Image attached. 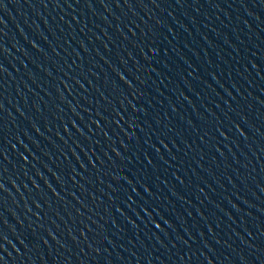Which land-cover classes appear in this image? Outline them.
<instances>
[{
  "label": "water",
  "instance_id": "95a60500",
  "mask_svg": "<svg viewBox=\"0 0 264 264\" xmlns=\"http://www.w3.org/2000/svg\"><path fill=\"white\" fill-rule=\"evenodd\" d=\"M45 2L0 5L3 264H264V0Z\"/></svg>",
  "mask_w": 264,
  "mask_h": 264
},
{
  "label": "snow or ice",
  "instance_id": "6c2138e0",
  "mask_svg": "<svg viewBox=\"0 0 264 264\" xmlns=\"http://www.w3.org/2000/svg\"><path fill=\"white\" fill-rule=\"evenodd\" d=\"M52 2L54 4H56V6H59V4L56 3V0H52ZM122 2H123V5L126 8H128L129 11H131L133 9V7H140L142 5L146 6L145 0H122ZM178 2H179V0H178ZM64 3L67 4L68 7H71V4L68 3V0H64ZM83 3H84V6L88 7L89 9L92 8V0H83ZM99 3L101 4V6L105 7V9H107L113 3L116 5L117 8H119L121 6V0H99ZM2 4H3V0H0V5H2ZM40 4H42L43 6L47 7V3L45 2V0H40ZM170 14L171 13H169V15ZM130 22H132V21H130ZM128 31L130 33H132L133 37L136 36V33L132 32L131 28H129ZM154 31H156L155 26H148V27H145L143 29V32H144L145 36H147L149 38L145 40L144 37H140V39L143 40V42L145 43V47H147V48H148L149 45L152 44L151 37H152V34H153ZM33 47H35V45H33ZM81 47H83V45H81ZM0 50H2V47H0ZM53 51H54V49H53ZM73 51H75V50H73ZM148 54L150 55L151 53L148 52ZM133 67H135V65H133ZM3 71H4L3 66L0 65V73H2ZM112 71L115 73L116 76L119 77L120 80L124 79V76H122L120 74V72L117 71L115 68H113ZM73 79L75 80V76L73 77ZM76 83L79 84V80H76ZM89 83L91 84V82H89ZM0 87H2V85H0ZM0 95H2V93H0ZM100 97L104 98V93L103 92L100 93ZM3 112H4V106H3V104H0V159L6 160L7 157L5 156V145L8 143V140H7V136H6V133H5L4 127H3V120H4V116L2 115ZM84 112L87 113L88 112V108H84ZM97 118H99V117H97ZM89 122L90 123L93 122L91 117H89ZM69 123H71V122L69 121ZM33 127H35V126L33 125ZM72 127H73V124H72ZM84 127H87V125L85 124ZM137 127H139V125H137ZM236 128H237V131H240V128H239L238 124L236 125ZM76 131L79 132L80 129L76 128ZM128 131L132 132V129L129 128ZM103 135L105 137H107L108 136V132H104ZM132 135L135 137V133H132ZM221 135H223V133H221ZM241 135H243V133H241ZM125 142L128 143V144H131V140L127 139V137L125 138ZM160 143H164V141L161 139ZM156 151L158 152L159 150L156 149ZM96 159L99 160L100 157L97 156ZM126 159H130V157H126ZM144 159L147 161L148 165H153V161L151 159H148V155L147 154H145ZM161 159H163V157H161ZM153 167H155V165H153ZM4 170L5 169L3 168V164H0V171H4ZM112 171L117 172L122 177L124 176V173L122 171H120L119 168H112ZM53 175H55V173H53ZM173 175H175V173H173ZM125 179L127 180L128 184H132V180L128 179L127 177H125ZM177 179H179V177H177ZM45 183H47V182L45 181ZM137 183L139 184L140 182L137 181ZM181 183H183V181H181ZM141 186L143 188V192L147 193L149 191V186L146 183L141 185ZM262 190H264V189H262ZM4 191H5V187H4L3 183H0V193H2ZM131 191L132 192H136V188H132ZM138 195H140V193H138ZM127 199H131V196H128ZM0 202H2V200H0ZM80 206L83 207V205H80ZM113 206L114 205H111V204L109 205V207H113ZM37 207H39V205H37ZM115 207H116V211H120L118 206H115ZM143 210L148 215H151V211L147 208L146 205L144 206ZM76 211L78 213L79 209H77ZM161 219H163V218L161 217ZM0 222H2V221H0ZM165 223H167V221H165ZM155 226H156V228H160V224L159 223H156ZM259 227L264 228V225H261ZM258 230H259V228H258ZM44 231H45V233L48 236H50V237L52 236V233L48 232L47 229H45ZM32 235H33V238L35 240H38L40 243L45 244V246L47 245V241L44 239L43 236H38V235H36V233H33ZM2 238L3 237L0 236V239H2ZM89 238H91L90 235H89ZM53 239L55 240V237H53ZM93 243L95 244V240H93ZM32 247L35 248L36 244L33 243ZM61 247H63V245H61ZM250 247H254L255 249H257L258 252H264V246H261L259 244L250 245ZM0 250H2V247H0ZM85 250H86V246H85ZM89 259H91V258H89ZM0 264H3V257L2 256H0ZM40 264H45V261H44L43 257H40ZM209 264H211L210 261H209Z\"/></svg>",
  "mask_w": 264,
  "mask_h": 264
}]
</instances>
